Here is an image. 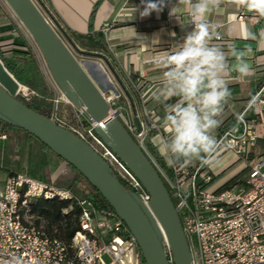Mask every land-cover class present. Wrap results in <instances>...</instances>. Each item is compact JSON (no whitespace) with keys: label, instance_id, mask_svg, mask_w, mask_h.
Returning a JSON list of instances; mask_svg holds the SVG:
<instances>
[{"label":"built area","instance_id":"obj_1","mask_svg":"<svg viewBox=\"0 0 264 264\" xmlns=\"http://www.w3.org/2000/svg\"><path fill=\"white\" fill-rule=\"evenodd\" d=\"M21 93L27 101L38 96L23 84L18 95ZM120 97L107 96L110 103ZM67 101L75 107L68 98ZM62 102L60 97L54 99V121L89 143L152 212L151 194L97 133L98 123L84 108H76L77 121L68 120L63 116ZM257 104L264 108V86L237 117L241 128L224 131L218 138L216 151L203 158H210L211 164L202 159L186 167L179 163L169 165L166 170L147 147L156 127L152 118L157 111L143 106L129 113L126 108L125 115L123 110L112 108L160 170L180 215L193 264H264V153L254 155L258 139L264 136L257 131L256 119L247 114ZM7 138L6 132L0 133V142ZM226 154L233 155L229 168L239 165L249 170L247 177L230 187L220 181L224 170L215 169L216 161ZM38 199L67 200L80 207V230L73 238V252L59 239L47 236L42 228L26 221L25 213ZM159 226L172 259L165 231L160 223ZM0 264L147 263L137 238L115 212L99 209L95 202L76 196L69 188L25 172H11L0 181Z\"/></svg>","mask_w":264,"mask_h":264},{"label":"crops","instance_id":"obj_2","mask_svg":"<svg viewBox=\"0 0 264 264\" xmlns=\"http://www.w3.org/2000/svg\"><path fill=\"white\" fill-rule=\"evenodd\" d=\"M38 1L52 21L65 30L82 35L91 32L90 19L99 3L93 20V29L106 47H95L89 38L76 36L72 37L73 43L79 47L78 43L83 42L85 51L98 56L97 64L102 70L97 69V73L103 77L104 83L113 85L121 99L124 98V103L130 106L129 113L136 112L143 106L157 111V115L152 118V123L156 127L150 135V143L168 168L167 157L161 153L158 145L162 138L170 135V129L162 123L164 104L158 101L153 93L163 83L162 74L166 70L164 64L166 57L182 46L185 36L193 29L194 21L189 8L181 4L180 0H173L176 6L173 17L169 16L170 5L159 13L153 12L147 17H141L140 12L143 10L141 0ZM204 19L215 25L210 43L223 47L226 52L233 47L243 50L244 58L250 67V74L247 76L230 70L225 77L231 95L216 117L220 122L219 126L212 130V135L218 141L224 130L241 128V124L237 120L235 122V119L257 93V80L264 75V16L250 11L245 6L238 7L231 3V0H220L218 6L213 7ZM217 36L221 39H217ZM22 42L21 38H15L16 44L20 45ZM234 63V57L229 55V64ZM176 99L178 98L174 97L168 103H175ZM247 114L250 119H256L257 131L264 136V108H261V104L251 107ZM36 140L40 142L30 137L25 139V142L33 154H36L33 156L35 160L40 161L46 169L48 180L39 179L55 183L54 179L66 172L67 166L70 165L53 151L44 148L41 142L42 147H38L34 142ZM263 153L264 138H259L254 155ZM205 156L203 155V158ZM232 157V154H226L215 163L216 170H224L220 177L222 183L237 175L231 173L227 176ZM201 160L195 159L192 162ZM11 172L28 173L25 170Z\"/></svg>","mask_w":264,"mask_h":264},{"label":"water","instance_id":"obj_3","mask_svg":"<svg viewBox=\"0 0 264 264\" xmlns=\"http://www.w3.org/2000/svg\"><path fill=\"white\" fill-rule=\"evenodd\" d=\"M5 1L35 40L62 92L98 123L97 133L147 188L152 197V212L136 193L125 187L109 163L89 143L17 98L21 83L1 59L0 120L33 135L76 168L128 225L147 264H193L180 215L150 155L112 112L105 93L36 0ZM158 222L165 231L172 259Z\"/></svg>","mask_w":264,"mask_h":264},{"label":"clouds","instance_id":"obj_4","mask_svg":"<svg viewBox=\"0 0 264 264\" xmlns=\"http://www.w3.org/2000/svg\"><path fill=\"white\" fill-rule=\"evenodd\" d=\"M180 3L189 8L194 26L182 46L166 57L163 83L153 96L164 104L162 123L170 129V135L160 140L158 148L170 166L179 163L186 167L216 151L217 140L212 130L219 126L216 117L231 95L225 77L230 70L247 76L250 67L243 50L233 47L226 52L210 43L215 25L204 17L220 0H180ZM231 3L264 16V0H231ZM141 4V17L159 13L169 5V16L176 13L173 0H141ZM229 55L234 57V64H229ZM174 97L178 98L176 102L168 103ZM203 162L211 164L212 160Z\"/></svg>","mask_w":264,"mask_h":264},{"label":"trees","instance_id":"obj_5","mask_svg":"<svg viewBox=\"0 0 264 264\" xmlns=\"http://www.w3.org/2000/svg\"><path fill=\"white\" fill-rule=\"evenodd\" d=\"M97 5L90 19L91 32L88 35H82L70 30L68 31L62 28L58 23L55 22V24L62 31L63 35L71 42H73V36L78 38H89L95 47L105 48L106 44L97 36L93 29V20ZM0 59L8 71L13 74L20 83L27 85L31 90L38 94V96L31 101H27L25 98H22L19 95H17V98L23 101L33 110L53 119L54 99L57 96V91L51 87L49 76L43 69L41 62L36 59V57H28V55L22 57L21 59H11L4 57L1 51ZM263 86L264 75L257 80L256 90L259 91ZM249 102H247L246 105H248ZM16 128L20 129L19 127L0 120V133ZM28 135L30 138L37 139L29 133ZM42 145L44 148L51 151L48 146L43 143ZM147 147L161 167L165 170L168 169L163 159L150 142L147 143ZM70 167L74 169L76 176L72 179L68 186H59L71 189L73 193L80 198L92 200L96 203L98 208L103 211L111 210L116 214V211L112 205L103 197V195L95 187H93L91 183L76 168H74L72 165H70ZM241 178V176L232 178L227 182V187H230L236 183H240ZM119 180L125 185L127 189L132 192L131 187L126 183V181L121 178H119ZM29 211L36 217L34 225L42 228L47 236L57 238L62 241L69 248V250L73 252V238L76 232L80 230L78 215L80 214L81 210L77 204L67 200L38 199L31 203Z\"/></svg>","mask_w":264,"mask_h":264},{"label":"rangeland","instance_id":"obj_6","mask_svg":"<svg viewBox=\"0 0 264 264\" xmlns=\"http://www.w3.org/2000/svg\"><path fill=\"white\" fill-rule=\"evenodd\" d=\"M36 2L42 8V10L49 17L48 12L44 7L40 4L38 0ZM50 18V17H49ZM52 21V20H51ZM54 24L55 22L52 21ZM22 25L14 11L7 4L5 0H0V51L4 55V57H8L11 59H21L24 56L28 57H36L41 62V65L45 72L49 76V80L51 83V87L57 91V97L62 99L61 109L65 111L63 116H65L68 120L75 122L78 120L76 116V108L73 107L68 101L66 95L62 92L54 78L52 77L49 68L46 64V61L36 44L33 40L29 32ZM56 28L59 30L62 37L65 39L69 47L73 50L74 54L77 58L85 65H87L86 69L89 71L91 76L94 78L96 83L102 89V91L107 96L116 95V89L110 83H104L103 77H101L97 73V69H100V66L97 64L99 62L97 55H91L88 51H85L82 46L83 42L78 43L79 47L76 46L73 42L69 41L62 33V31L55 24ZM21 38L23 42L18 45L15 43V38ZM14 41V42H13ZM22 84V83H21ZM24 85V84H23ZM27 86V85H25ZM28 87V86H27ZM22 98H24L23 94H19ZM31 101V100H30ZM124 98H116L111 100V106L114 110L120 109L123 110V113L126 115L129 105L124 103ZM129 106V107H128ZM55 110V103H54ZM113 110V111H114ZM8 138L4 141L0 142V181H4L6 176L10 173L11 170L15 171H26L30 175L41 178L43 180H48L46 169L42 166V163L38 160H35L31 149L28 144L25 142V139L29 138V135L25 131H6ZM38 147H42L41 143L37 140L34 141ZM37 148V147H36ZM32 152V153H31ZM31 153V154H30ZM39 156V155H37ZM248 169L241 168L239 165H234L227 170V176L231 173H236V176L247 177ZM76 176V172L70 166H67L66 172L62 173L58 178L54 179L55 183L58 185L68 186L71 183L72 179ZM235 176V177H236ZM27 222L31 224H35L36 217L31 214V212H27L24 215ZM106 260L108 258L106 257Z\"/></svg>","mask_w":264,"mask_h":264},{"label":"bare ground","instance_id":"obj_7","mask_svg":"<svg viewBox=\"0 0 264 264\" xmlns=\"http://www.w3.org/2000/svg\"><path fill=\"white\" fill-rule=\"evenodd\" d=\"M87 67V65H85Z\"/></svg>","mask_w":264,"mask_h":264}]
</instances>
